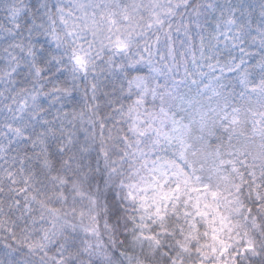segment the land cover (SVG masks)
I'll return each instance as SVG.
<instances>
[{
	"label": "snow or ice",
	"instance_id": "snow-or-ice-1",
	"mask_svg": "<svg viewBox=\"0 0 264 264\" xmlns=\"http://www.w3.org/2000/svg\"><path fill=\"white\" fill-rule=\"evenodd\" d=\"M0 244L264 264V0H0Z\"/></svg>",
	"mask_w": 264,
	"mask_h": 264
},
{
	"label": "trees",
	"instance_id": "trees-1",
	"mask_svg": "<svg viewBox=\"0 0 264 264\" xmlns=\"http://www.w3.org/2000/svg\"><path fill=\"white\" fill-rule=\"evenodd\" d=\"M29 2H34V0H29ZM248 2L251 3V1L248 0ZM259 1H255L254 3H257L258 4ZM6 259V256H5V250L3 249V246L2 244H0V260H4Z\"/></svg>",
	"mask_w": 264,
	"mask_h": 264
},
{
	"label": "rangeland",
	"instance_id": "rangeland-1",
	"mask_svg": "<svg viewBox=\"0 0 264 264\" xmlns=\"http://www.w3.org/2000/svg\"><path fill=\"white\" fill-rule=\"evenodd\" d=\"M249 1H251V3H254L255 1H259V0H249ZM257 12H258V10H257Z\"/></svg>",
	"mask_w": 264,
	"mask_h": 264
}]
</instances>
